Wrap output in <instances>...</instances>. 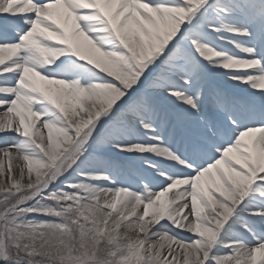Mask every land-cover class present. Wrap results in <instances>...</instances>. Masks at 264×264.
I'll list each match as a JSON object with an SVG mask.
<instances>
[{
  "label": "snow or ice",
  "instance_id": "obj_1",
  "mask_svg": "<svg viewBox=\"0 0 264 264\" xmlns=\"http://www.w3.org/2000/svg\"><path fill=\"white\" fill-rule=\"evenodd\" d=\"M0 17V264H264V0Z\"/></svg>",
  "mask_w": 264,
  "mask_h": 264
},
{
  "label": "bare ground",
  "instance_id": "obj_2",
  "mask_svg": "<svg viewBox=\"0 0 264 264\" xmlns=\"http://www.w3.org/2000/svg\"><path fill=\"white\" fill-rule=\"evenodd\" d=\"M0 21H2V17H0ZM246 87L247 86H242V85L237 86L234 82L227 80L222 74H220L217 77H213V76L209 77V80L207 81L205 89H204V94L206 97H208L210 90L212 91L213 89H217L218 91L223 92L229 96L237 97L238 92H243L246 94V97L248 99L247 101L251 102L253 100V96L249 91H245ZM166 107L169 109L170 114H174L171 111V105H166ZM2 110L3 109H0V111ZM212 111H211V115H212ZM116 158L124 162L125 164H128L129 161H134L136 162V164L139 165V161L136 160L134 157H128L126 155H121Z\"/></svg>",
  "mask_w": 264,
  "mask_h": 264
},
{
  "label": "rangeland",
  "instance_id": "obj_3",
  "mask_svg": "<svg viewBox=\"0 0 264 264\" xmlns=\"http://www.w3.org/2000/svg\"><path fill=\"white\" fill-rule=\"evenodd\" d=\"M221 74V72L220 71H212V72H209L208 74H207V81L209 80V77L210 76H213V77H217V76H219ZM207 83V82H206ZM212 93H213V91H211ZM211 93V94H212ZM209 114V113H208ZM3 139V137H0V140H2ZM9 139H14V137H12L11 135L9 136ZM0 146H2V145H0ZM131 165V164H135L134 163V161H129L128 162V165ZM132 166V165H131Z\"/></svg>",
  "mask_w": 264,
  "mask_h": 264
}]
</instances>
